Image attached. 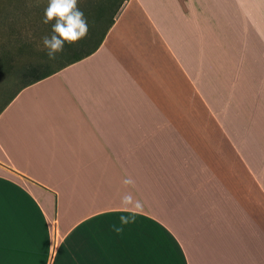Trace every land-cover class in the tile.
<instances>
[{
    "label": "crops",
    "instance_id": "1",
    "mask_svg": "<svg viewBox=\"0 0 264 264\" xmlns=\"http://www.w3.org/2000/svg\"><path fill=\"white\" fill-rule=\"evenodd\" d=\"M239 1L127 0L95 52L14 97L0 264H264V169L190 103L195 17ZM126 193L142 208L117 233Z\"/></svg>",
    "mask_w": 264,
    "mask_h": 264
},
{
    "label": "rangeland",
    "instance_id": "2",
    "mask_svg": "<svg viewBox=\"0 0 264 264\" xmlns=\"http://www.w3.org/2000/svg\"><path fill=\"white\" fill-rule=\"evenodd\" d=\"M84 2L95 9L101 0H78ZM238 3L236 8L219 6L213 11L245 13L195 17L198 30L188 32V59L190 88L197 89L198 96H190V103H203L202 119L219 121V135L235 137L237 151L247 153L254 169H264V0ZM47 4L48 0H0V17H9L0 18V31L12 24L16 33V39L1 35L0 46L9 50L17 46L14 40L25 41L15 50L22 64L56 66L61 60L59 54L49 60L41 43L51 29V24L41 22ZM83 13L89 24L92 12Z\"/></svg>",
    "mask_w": 264,
    "mask_h": 264
},
{
    "label": "trees",
    "instance_id": "3",
    "mask_svg": "<svg viewBox=\"0 0 264 264\" xmlns=\"http://www.w3.org/2000/svg\"><path fill=\"white\" fill-rule=\"evenodd\" d=\"M126 1L101 0L95 9H93L94 6L89 2L77 4L82 12H92L88 24V34L74 45L66 44L63 52L59 54L61 60L56 63V66H52L47 62L36 64L20 63L15 57V50L21 48L26 43L25 41L14 40L18 42L17 46L15 44V47H11L9 50L0 46V113L23 88L95 52ZM4 16L0 17L2 21H6V18H9L6 17L7 15ZM11 26L12 24H9V27L6 28L7 30H1L0 36L3 35V37L9 39H16V33L12 32Z\"/></svg>",
    "mask_w": 264,
    "mask_h": 264
},
{
    "label": "clouds",
    "instance_id": "4",
    "mask_svg": "<svg viewBox=\"0 0 264 264\" xmlns=\"http://www.w3.org/2000/svg\"><path fill=\"white\" fill-rule=\"evenodd\" d=\"M77 4L78 0H48L41 22L44 25L51 24V29L50 35L43 36L41 43L49 60H55L66 44L74 45L87 36L88 22ZM123 184L133 185L134 181L126 178ZM120 207L124 211H133V214L120 216V226L113 224V230L117 233L123 231V226L135 223L134 210L141 209L142 205L130 193H126L121 197Z\"/></svg>",
    "mask_w": 264,
    "mask_h": 264
}]
</instances>
